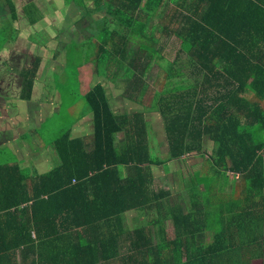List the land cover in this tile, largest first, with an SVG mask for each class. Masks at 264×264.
<instances>
[{
    "label": "trees",
    "instance_id": "obj_1",
    "mask_svg": "<svg viewBox=\"0 0 264 264\" xmlns=\"http://www.w3.org/2000/svg\"><path fill=\"white\" fill-rule=\"evenodd\" d=\"M103 1L101 18L116 24L103 27L97 55L108 79L130 97L157 99L165 95L156 86L193 79L173 102L153 104L167 151L151 150L144 116L116 114L106 85L95 84L85 97L89 146L64 136L53 146L59 167L42 175L0 163V264H264V0H98L82 9L96 14ZM172 37L182 47L169 61L163 49ZM39 62L23 73L25 97ZM191 156L202 173L186 202L155 183L151 167H185ZM143 208L155 209L157 223L173 222L172 241L94 240L95 223Z\"/></svg>",
    "mask_w": 264,
    "mask_h": 264
},
{
    "label": "crops",
    "instance_id": "obj_2",
    "mask_svg": "<svg viewBox=\"0 0 264 264\" xmlns=\"http://www.w3.org/2000/svg\"><path fill=\"white\" fill-rule=\"evenodd\" d=\"M56 1L60 4H55ZM70 2L71 4H69ZM85 4L90 8L96 6L94 0H81L80 6L73 0H12L11 3L6 0H0V147L6 148L9 147V144L15 145L14 151L17 154L21 153L22 156L26 154V160L35 154H39L37 150L42 149L44 142L38 132L43 129L44 124L49 119H61V110L65 105V95L60 90V86L64 85V83L69 84L68 70L70 67L69 53L62 46L61 37L66 34L69 39L71 38L79 43L80 34L74 28L83 18L82 8ZM43 25H45V28ZM94 55L95 51L93 50L92 69L86 68L84 70L83 64L78 65L76 69L78 72L77 81L85 92L84 99L73 106L77 122L68 133H64L62 137L56 139L52 144L55 145V142H58L66 135H70L72 140H82L88 146L91 144V138L94 134L93 115L90 110L87 112L85 97L95 84L104 83L111 107L116 114L132 115L139 113L144 116L149 126L157 127L158 123L161 125L162 133L160 134L158 130L155 132L157 139L153 147L157 148V151L163 149L165 143L163 114L160 109H154L153 104L157 101L159 104L166 101L173 102L176 94L183 93V89L185 87L187 89L190 83H193V79H190V74H187L184 78L168 82L164 88L156 86V89L164 93L165 97L169 95L171 97L158 99L153 98V96L143 97V92L141 96L139 95L140 97L135 98L133 95L130 97L127 89L116 84L114 86L117 89H122L120 91L121 97L117 99L109 89V87H112L109 84L112 80L108 79L106 75L109 72L108 66L105 65L103 69L98 71L99 62L97 61L98 59L94 60ZM38 59L40 62L33 89L29 97H25L23 96V91L26 80L23 73L25 70L32 68ZM177 67L188 73L191 71L188 65H178ZM101 72H104L103 80L99 77ZM49 74L59 77L65 76V79L52 84V81L44 79ZM121 81H124L123 78H120ZM54 85H60L59 89H56ZM176 97L187 99V102H189L188 97ZM79 103L80 106L77 108L76 105ZM129 104H135L137 107L128 108ZM116 106H120V108L117 107L116 110ZM81 113L86 115L82 117ZM31 131L41 141L34 137L33 142H24V146L22 144L24 148L17 150L18 146L16 144H19L22 140L25 141L26 137L32 136L29 133ZM121 136L123 137V135ZM52 149L48 150L45 146L43 152L50 160L56 161L52 167L47 169V167L37 163L30 164L33 170L22 167L37 175H41L40 169L42 168L53 170L59 167V158L56 157L54 148ZM0 151L3 153L6 150ZM166 151L164 149V152ZM22 158L24 159V157ZM45 161L48 162L47 160ZM151 168H153L155 175V183L161 182L163 185L166 182V184H171L170 187H165L164 185L162 187L172 190V195L175 199L182 198L186 202L187 200L189 201V191L183 190L179 182L171 181L173 177H177V173L170 172L166 175L167 173L164 171V174L161 175L160 169L165 168L164 166H153ZM109 211H102L100 214ZM155 215L156 217L158 215L155 209L146 210L145 208L121 212L117 216L113 214V218L110 220L94 224L95 226L92 229L94 240L98 237V234H102L105 243H150V241L151 243H162L164 241H172L174 238L173 222L169 219L157 223L153 220ZM167 226L173 230V234L170 237ZM143 230H145V233H143ZM97 243H101V241ZM260 261L263 262V260Z\"/></svg>",
    "mask_w": 264,
    "mask_h": 264
},
{
    "label": "rangeland",
    "instance_id": "obj_3",
    "mask_svg": "<svg viewBox=\"0 0 264 264\" xmlns=\"http://www.w3.org/2000/svg\"><path fill=\"white\" fill-rule=\"evenodd\" d=\"M74 2H76L77 5L80 6L81 0H73ZM95 3L98 0H94ZM107 1V0H105ZM55 4H60L58 1L55 2ZM54 4V5H55ZM106 2H98L97 5L102 6L101 9H99L97 11V13L95 14H87V12H85L82 9L83 12V18L80 20V22L75 25L74 30L77 31L80 34V41L79 43L73 39H69V37H67L66 34H63V36L61 37V44L63 43V47L66 48L67 52L69 53V70H68V79H69V84H65L64 85H54L56 89H59L60 86V90L63 92V94L65 95V105L63 107V109L61 110V119L60 120H54V119H49L45 124L42 130H40L38 132V135L41 137V139L43 140V146L42 149L37 150L39 152V154H35L33 156H31L30 158H28V160H26V154H22L19 153L17 154V152L14 151L15 145H10L9 147L6 148H1L0 150H6L5 152H1L0 151V163L4 164V163H18V164H22V166L30 168V170L32 169V166H30V164L32 163H37L38 165H43L44 167H47V169L49 167H52L53 165H55L54 163L56 162L55 160H50L49 157H46L45 154L43 153L45 150V146L47 147V149H52L53 145L52 142H54L56 139L60 138L63 136L64 133H68L72 126L77 122V118H75V112H74V108L73 106L78 102L84 99V88L80 85V83L77 81V76H78V72H77V67L80 64H83V69L85 70L86 68H93V50L95 51V57L94 60L98 59L97 55L99 54V47H98V43L99 45L101 44L103 38H104V31H102L104 28H110L112 30H114L116 28V24L113 23L111 26L110 24L107 26V19L104 20V18L102 16V14L104 13V6H105ZM56 6V5H55ZM107 10V7L105 8ZM166 10L162 9V11L160 12V16L159 17H164V14ZM47 22V21H45ZM153 24H156V22H153ZM45 28V25H43ZM104 27V28H103ZM10 44V43H9ZM74 44H77L78 47H75ZM128 47L129 49H131L133 52H140L138 55L139 57L143 58V50L141 47H139L137 44L135 45H131L128 43ZM182 47V44L180 41L175 40V38H171L168 39L167 44L165 46V48L163 49V54L164 56H166V58L171 61L174 59L175 54L179 51V49ZM187 48V47H184ZM188 50V49H186ZM64 52V50H62ZM62 52V53H63ZM44 61V60H43ZM102 64H105L104 62H101V64L98 65V71H100V69H103L104 66H102ZM67 76V75H66ZM125 75H123V80H125L124 78ZM101 77V79L103 80L104 78V72L101 73V75L99 76ZM62 78V79H61ZM44 79L48 80V81H52V84L56 81H62L65 79V76L63 77H59L56 76L54 74L52 75H47ZM111 80V79H110ZM101 81V80H100ZM112 83V84H111ZM119 83V82H117ZM117 83H113L112 81L109 83L110 85H112V87H109L110 91L112 93H114V97H117V99H120L121 97V93L120 91L122 89H117L114 85H116ZM77 108L80 106V103L76 105ZM135 104H129L128 108H136L137 105L135 106ZM87 107V106H86ZM117 107L120 108V106H116V110ZM89 108L87 107V112H88ZM82 117H84V115H86L85 113H81L80 114ZM75 130V127H74ZM159 131V133H162V127L161 125L158 123L157 127H151L148 125V135H149V139L151 142V138H154L156 141V137H155V132ZM31 133L32 136L26 137L24 140L25 141H21L19 142V144H16V146H18L17 150L19 148H24L22 147V144L24 142H33L34 137H37L33 134V132H29ZM40 141L41 139L39 137H37ZM24 146V144H23ZM35 148V146H33ZM150 147L151 150H153V146H151L150 143ZM36 149V148H35ZM53 150V149H52ZM159 152H164L163 149H159ZM194 156V155H193ZM188 157L185 160L187 161V166L184 167V165H177L175 166V168H171L168 167L166 168V175H168L170 172H175L177 173V177H173L171 179L172 182L175 183H180V186L182 187V189L184 190V186H182V180L185 178L186 180V190L189 191L190 187V183H194L197 176L199 175V173L201 172L200 168L197 167L200 164V160L197 159V161L195 160L194 162V157ZM24 157V159L22 158ZM45 160H47L48 162H46ZM205 161V160H203ZM199 162V163H198ZM26 163V164H25ZM197 163V164H195ZM196 166V168H195ZM24 169V168H23ZM45 170L44 168L40 169L41 175L44 173H48L52 170ZM30 170H25V172H30L32 174V172ZM44 171V172H43ZM163 169L161 170V175L164 174ZM202 173V172H201ZM170 181V182H171ZM234 181L233 177L229 176V183H232ZM163 185L165 187H170L171 184L164 182ZM167 231L169 234V237L172 236L173 234V230L167 226ZM263 259H258L255 260V264H262L263 262L260 261Z\"/></svg>",
    "mask_w": 264,
    "mask_h": 264
}]
</instances>
